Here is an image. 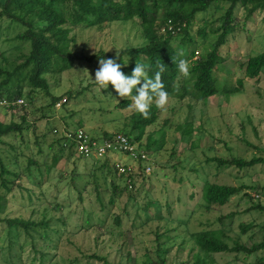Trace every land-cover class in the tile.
<instances>
[{
	"label": "rangeland",
	"instance_id": "1",
	"mask_svg": "<svg viewBox=\"0 0 264 264\" xmlns=\"http://www.w3.org/2000/svg\"><path fill=\"white\" fill-rule=\"evenodd\" d=\"M221 12L210 9L206 14L198 15L193 31L203 26L204 17L211 22ZM236 15L241 23L243 10L239 8ZM262 17L263 13L257 12L246 23L245 29L229 35L227 43L221 48L222 61L214 72L220 93L203 101H194L188 97L182 100L169 98L159 118L145 128L139 145L145 150L147 136L152 135L149 138L151 149L145 150L151 171L145 173L144 178H136L133 197L119 190L114 195L113 203H110L112 182L121 189L127 176L120 177L112 169L108 171L106 167L101 168L105 158L99 161L84 160L77 159V154L68 161L61 158L50 173V179L41 188L33 185L31 177L24 176L19 183L35 192L31 200L28 199V193L17 186L7 193L5 212L10 218L44 220L56 229L48 231L57 248L49 247L50 253L43 264H84L83 259L73 261L75 257L81 259L80 251L104 255L111 264H144L145 261L159 264L155 252L158 244L161 250H166L160 254L165 260L163 264H184L197 250L191 232L219 227L218 216L229 213H233V216L223 218L229 244L239 239L249 246L253 241L261 240L264 235V227L261 228L264 225V212L251 207L257 201L264 205L262 193L257 194L248 189L246 191L250 197L241 192L232 196L223 207L206 211L200 204L199 191L204 179L219 184H245L251 187L264 185V164L240 170L235 167L218 168L214 163L206 162L207 157L213 156H238L246 159L252 156L264 157V68L257 80L244 81L241 92L231 95L223 93L224 88L232 86L237 78L243 76L241 64L247 60V55L264 52ZM21 31L22 28L16 24L6 20L0 22V65L16 62L20 53L28 52V44L16 47L19 43L12 39ZM177 41L173 44L180 48ZM144 42L142 25L136 14H133L129 20L114 22L103 30L77 29L75 51L90 55L104 50L117 55L125 48L139 46ZM207 47V43L200 45L201 49ZM184 49H180V53H184ZM131 62L132 59L125 57L121 65ZM98 67L97 59L92 62L76 60L71 69L61 75L48 76L52 95L68 97V93H72L66 104L48 110V118L41 117V114L49 97L39 91L32 103L23 98L26 104L22 107L17 106L13 110L0 106V121H19L20 115L26 112L29 121H36L33 122L32 130L25 135V143L35 151L34 131L40 134L48 127L50 132L44 151L50 154L56 151V146L51 151L48 144L53 134L64 135V126L72 130L82 125L95 137L103 133L127 132V118L135 110L131 107L133 100L125 109L115 108L121 98L112 85L102 88L94 81ZM133 70L128 74L131 75ZM78 90L83 92L77 93ZM186 120L191 121L193 141L190 143L182 137L181 127ZM157 140L162 148L153 150ZM0 147L4 162H9L11 169L16 168V164L12 163L14 158L7 153L8 146L0 144ZM38 158L41 159V155ZM49 159L50 156L46 160ZM113 160L127 163L135 169L138 167V162H133L123 153L108 157V167ZM24 163L23 160L21 168ZM94 178L99 184V194L93 189ZM80 190L83 191V200L78 198ZM3 191L0 187V192ZM96 194L100 196L105 208ZM148 201H153L152 206L146 207ZM57 204L59 208L54 207ZM115 215H120V224H115ZM240 223H253L254 227L240 234ZM80 226L85 229L80 230ZM8 229L4 222H0V264H41L34 247L46 250L47 245L42 238L43 227H36L35 231L29 230V233L22 227L17 232ZM98 231L102 234L97 239ZM157 235L160 236L159 242L156 240ZM261 256H264V250L252 255L240 253L238 256L234 253H215L214 264H257L255 260ZM93 263L103 264L99 260Z\"/></svg>",
	"mask_w": 264,
	"mask_h": 264
},
{
	"label": "trees",
	"instance_id": "2",
	"mask_svg": "<svg viewBox=\"0 0 264 264\" xmlns=\"http://www.w3.org/2000/svg\"><path fill=\"white\" fill-rule=\"evenodd\" d=\"M239 8L243 10L242 24L236 15ZM210 9L213 11L222 10V12L211 22L204 17L202 19L203 26L193 31L197 16L206 14ZM257 12L263 13L262 18L264 19V0H0V22L6 20L10 24L20 26L22 31L12 39L19 43L16 47H21L25 43L29 47L27 53L22 52L17 56L16 62L0 65V106L14 110L17 106L22 107L26 104L23 98L28 103H32L36 99L37 92L42 91L45 96L49 97V102L44 106L41 117L48 118L47 112L50 108H57L55 104L62 98L66 100L61 102V106L66 104L68 97H72V93H68V97L52 95L48 76L61 75L71 69L76 60L92 62L95 59L112 58L117 59V62L122 64L125 57L132 59L130 64L122 66L121 70L125 75L131 76L128 72L133 70L136 62H138L150 65L149 77L154 78L155 72L159 70L158 65L164 64L165 71L161 74L162 83H164L165 90L169 92L170 98L182 100L188 97L194 101L206 100L220 93V89L216 86L217 78L214 72L222 61L220 57L221 48L227 43L228 36L237 31H243L246 23L254 18ZM133 14H136L139 23L142 25V34L145 39L143 44L121 50L118 57L104 50H99L90 55L79 54L75 51L77 29L103 30L114 22L129 20ZM209 34L211 39L208 40ZM178 37H180L179 41H177ZM176 41L180 48L173 44ZM204 43H207L208 47L201 49L200 45ZM183 48H185L183 55L178 56L180 49L183 50ZM197 54L198 56H196ZM1 55L2 53H0ZM173 58L177 60L187 59L190 62L191 69L188 77L179 72ZM241 67L243 68V76L237 78L232 86L222 88L226 95L241 92L246 79L257 80L259 78L264 68V52L254 56L247 55V60L241 64ZM82 92V90L77 91V93ZM135 94L137 93L134 89L132 96ZM132 96L120 97L121 100L115 105V108L125 109L129 107ZM17 99H22L23 103H16ZM3 101L8 104L3 103ZM161 110L156 107L155 99L147 118L134 110L127 118L126 123L129 124V130L125 133L116 131L95 137L88 133L82 125L72 128V130L83 128L94 140L110 139L114 134L122 133L131 143L138 142L137 149H143L139 142L144 135L145 128L159 118ZM34 121L36 120L29 121L26 112L20 115L19 121L11 120L8 123L0 121V144L8 146L7 153L14 158L12 163L16 164V168L11 169L10 163L4 162L0 147V187L4 189L3 192H0V222H4L10 230L15 232L21 227L28 233L29 230L35 231L36 227H43L42 238L47 245L46 250H38L33 246L35 254H38L39 260L43 264L46 256L50 253L49 247L57 248V244H53L48 231H55L56 229L44 220L34 221L22 217L10 218L5 212L8 205L7 193L11 192L14 186H17L21 190H25L28 193V199L31 200L35 192L32 189L22 187L19 183L24 176L31 177L33 185L41 188L43 183L50 179V173L56 168L61 158L68 161L76 154L78 155L77 159L99 161L100 158H87L77 153L74 144L67 140L65 133L71 129L67 130L66 126H64V135L59 136L52 133V141L48 144L51 151H54L53 147L56 146V151L52 154L44 151V145H47V137L50 132L48 127L46 131L40 134L34 131L33 144L36 146L34 151L33 147L31 148L28 143H25V135L32 130ZM181 129L183 139L186 142H192L191 121L186 120ZM150 135L148 134L145 142V150L149 151L151 149L149 138L152 136ZM157 142L158 140L155 141L156 145L153 150L162 148V144ZM24 150L29 151L25 152ZM38 155H41L42 158L39 159ZM49 156L50 159L47 161ZM21 157L25 161L22 168L23 160ZM137 162L138 167L135 169L132 166V171L126 175L125 184L121 189H119V185L112 182L110 203H113L114 195H117L119 190L122 193L125 191L129 197L134 196L132 192L135 189L136 178H144L145 175L143 161L139 159ZM206 162L214 163L218 168L235 167L243 170L264 164V157L252 156L246 159L238 156H213L207 157ZM115 164L116 162L113 160L110 163L111 167H108V157H105L101 168L106 167L108 171L112 169V172L117 176H123L117 173ZM93 184L95 193L99 194V184L96 178H94ZM248 189L264 195V185L251 187L245 184H219L204 179L199 191L200 204L206 211L223 207L232 196L241 192L244 196L250 197L246 191ZM82 192V190L79 191V200H83ZM98 194L96 196L105 208ZM151 202L153 201H148L146 207L152 206ZM54 207L59 208V205ZM251 208L264 212V205L259 201L254 203ZM227 216L231 217L233 213L218 216L219 227L191 232L190 236L197 250L193 253L191 249L192 257L190 256V260L184 264H214L215 253H234L235 256H238L240 253L252 255L264 250V235L261 240L253 241L249 246L239 239L232 240V244H229L227 232L223 225V218ZM113 220L115 224H120V215H115ZM253 227V223H240V234H245ZM96 228H100V226ZM81 229L84 230L85 228L80 226ZM97 234L96 238L98 239L102 233L98 231ZM159 238L160 236L157 235L156 240L158 242ZM165 251L161 250L159 244L157 245L155 252L159 257V264H163L165 261L160 256ZM80 252L81 259L75 257L73 261L79 262L83 259L84 264H94V261L99 260L103 264H111L104 255H98L95 252L90 254ZM53 256L54 253L51 257L53 258ZM255 262L264 264V256L258 257ZM144 264L149 263L145 261Z\"/></svg>",
	"mask_w": 264,
	"mask_h": 264
},
{
	"label": "clouds",
	"instance_id": "3",
	"mask_svg": "<svg viewBox=\"0 0 264 264\" xmlns=\"http://www.w3.org/2000/svg\"><path fill=\"white\" fill-rule=\"evenodd\" d=\"M177 55L182 56L183 53H178ZM173 62L177 65L181 74L185 77L190 75L191 65L187 59L177 60L173 58ZM121 69L122 65L117 62V59H100L98 70L95 71L94 81L102 88H107L111 84L122 98L132 96L135 89L137 94L132 96L133 104L131 107L145 118L149 115L154 99L157 108L164 109L167 106L170 96L169 92L165 90L161 76L165 71L164 64L158 65L159 70L155 72L154 78L149 77L151 66L143 63L136 62L131 76L125 75Z\"/></svg>",
	"mask_w": 264,
	"mask_h": 264
},
{
	"label": "built area",
	"instance_id": "4",
	"mask_svg": "<svg viewBox=\"0 0 264 264\" xmlns=\"http://www.w3.org/2000/svg\"><path fill=\"white\" fill-rule=\"evenodd\" d=\"M197 53V52H196ZM66 99L62 98L55 106L58 108L61 106V102ZM3 103L8 104L6 101ZM16 103H23L22 99H17ZM67 140L74 144V149L77 153L84 155L85 157L105 158L112 157L115 153H123L128 156L133 162H137L139 159L143 161L145 166V173L151 171L149 163V156L143 149H137L136 143H131L128 138L122 133H116L111 136L110 139L94 140L83 128H77L76 130H70L65 133ZM117 173L119 175H128L132 171V166L127 163H123L119 160H115Z\"/></svg>",
	"mask_w": 264,
	"mask_h": 264
}]
</instances>
